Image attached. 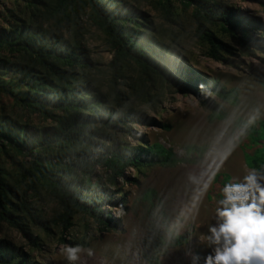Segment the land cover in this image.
<instances>
[{
    "label": "rangeland",
    "instance_id": "rangeland-1",
    "mask_svg": "<svg viewBox=\"0 0 264 264\" xmlns=\"http://www.w3.org/2000/svg\"><path fill=\"white\" fill-rule=\"evenodd\" d=\"M209 1L225 4L243 24L239 29L227 27L229 33L211 27L217 48L197 37L195 5L183 0H124L120 4L122 15L131 10L144 16L148 22L141 21L144 32H149L148 38L158 48V57L152 59L162 71L173 73L182 88L135 62H120V78H115L117 52L92 10L82 3L72 5L65 18L56 15L58 0H0V33L7 35L14 24L30 23L81 49L89 68L63 70L74 74V84L88 99L97 94L105 98L95 108L97 112L102 108L134 118L125 126L98 124L102 135L93 138L97 144L94 153H107L113 146L159 145L171 150L178 161L170 167L126 169L116 184L109 169L95 166L91 181L112 198L105 213L114 227L106 230L90 217L75 214L66 229L55 221L64 210L54 191L30 176L34 154L19 150L14 137L2 139L0 190L6 185L13 188L17 197H11V202L19 208L13 214L26 231L0 220V241L20 253L26 264H67L60 248L66 244L82 246L83 242L91 255L82 253L78 264H149L143 257L142 243L153 228H159L169 243L175 237H187L184 245L163 251L160 264H193L189 253L197 254L199 264H204V258L213 252L205 237L215 223L222 188L252 171L247 156L253 150L245 134L240 136L238 123L264 120V0ZM255 40L261 42L250 46ZM15 64L33 66L34 62L29 55L0 45V117L28 126L30 135L42 136L56 125L33 110L27 100L29 89L16 80L20 75L14 73L19 72ZM200 85L208 91L202 94ZM215 86L239 90L238 103L223 102L213 93ZM203 102L223 106L227 119L211 122L212 112ZM53 114L61 113L53 110ZM136 131L143 134L137 137ZM105 141L111 146L100 151L98 145ZM189 145L205 149L199 162V154L189 156L184 150ZM209 182L201 198L200 191ZM120 205L123 212L117 216ZM30 238L37 239L35 244Z\"/></svg>",
    "mask_w": 264,
    "mask_h": 264
},
{
    "label": "trees",
    "instance_id": "trees-1",
    "mask_svg": "<svg viewBox=\"0 0 264 264\" xmlns=\"http://www.w3.org/2000/svg\"><path fill=\"white\" fill-rule=\"evenodd\" d=\"M110 1H113V4ZM166 1L168 3L169 0ZM183 1L190 6H196L193 19L197 23V37L213 48H217L218 42L211 27H221L228 33L227 27L243 28L241 19L236 18L225 4L212 3L209 0ZM79 3L92 10L94 19L117 52L115 78H120V62H135L144 70L155 74L161 73L170 83L183 88L173 73L169 70L162 71L156 66L155 59H152L158 57V48L148 38L149 32H144L146 28L141 21L148 22L143 15L131 10L122 15L119 9L124 0H58L56 15L67 18L69 8ZM166 12L168 20L172 22L169 6ZM260 42L261 40H255L250 46L258 45ZM0 45L29 55L32 59L33 66L15 64L20 72H14L20 75L16 80L19 86L29 89L27 100L33 110L46 119H53L56 125L55 129L49 130L44 135L35 136L30 135L28 126L0 117V142L4 138L11 140L14 137L19 150L34 154L36 159L30 173L32 180L35 183L42 182L54 191L56 199L64 210L55 220L56 222L64 224L68 229L72 225L73 216L83 214L106 230L113 228L114 224L105 213V208L111 203L112 198H109L106 191L98 189L92 183L94 167L102 165L109 169L113 174L112 183L116 184L117 178L122 177L124 171L129 168L176 165L178 161L174 153L159 145L148 148L127 146L123 149L113 146L109 150L106 149L107 153H94L97 144L93 138L95 135H102L98 124L102 123L108 128L114 124L125 126L134 118L126 112L112 113L102 108L97 112L95 108L101 105V101L105 98L97 94L92 96L93 99H88L81 91V87L74 84L76 81L74 74L63 70V68L73 70L89 68L90 65L84 58L82 50L74 45L68 46L61 37L30 23L29 25L14 24L7 35L1 32ZM35 64L39 65L41 70H38ZM213 93L225 103H238L239 90L227 91L215 86ZM203 104L212 112L211 122L227 119L228 113L223 106L212 107L205 102ZM53 110L61 114L54 115ZM244 126H247L245 136L253 150V153L247 156L248 167L264 173V120L255 123L244 121L238 123L240 129ZM184 150L189 156L199 154L200 159L197 162L205 155V149L195 145L185 146ZM186 163L192 161L186 160ZM35 183L32 188H35ZM11 197H17L13 188L6 185L0 190V220L25 232L24 226L19 223V218L13 214L19 208L11 202ZM42 225L48 230L44 224ZM30 240L33 244L37 241L36 238ZM172 241L173 243L167 242L159 228L151 229L142 243L144 259L149 264H160L161 253L184 245L187 237H175ZM82 247H88V244L83 242ZM26 263L27 260L22 258L20 253L9 244L0 241V264Z\"/></svg>",
    "mask_w": 264,
    "mask_h": 264
},
{
    "label": "clouds",
    "instance_id": "clouds-1",
    "mask_svg": "<svg viewBox=\"0 0 264 264\" xmlns=\"http://www.w3.org/2000/svg\"><path fill=\"white\" fill-rule=\"evenodd\" d=\"M200 88L202 94L208 91L204 85ZM246 131L247 126H244L240 136ZM142 134L139 131L135 133L137 137ZM107 146H111L110 141L103 142L98 148L103 151ZM209 187L210 182L203 185L201 198ZM116 208L115 214L120 216L123 205ZM214 221L205 237L213 252L204 258V264H264V173L252 170L241 181L225 184L216 201ZM86 251L91 255V249L81 245L66 244L60 248L67 264H78L81 254ZM189 254L193 264H199L200 257Z\"/></svg>",
    "mask_w": 264,
    "mask_h": 264
}]
</instances>
